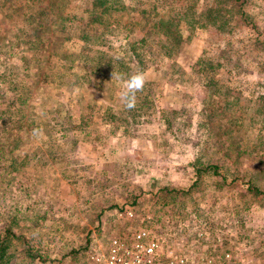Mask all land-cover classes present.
Listing matches in <instances>:
<instances>
[{
	"label": "rangeland",
	"instance_id": "rangeland-1",
	"mask_svg": "<svg viewBox=\"0 0 264 264\" xmlns=\"http://www.w3.org/2000/svg\"><path fill=\"white\" fill-rule=\"evenodd\" d=\"M105 2L0 0L8 259L73 264L145 227L189 260L219 236L264 264V0L229 32L203 21L214 0Z\"/></svg>",
	"mask_w": 264,
	"mask_h": 264
},
{
	"label": "built area",
	"instance_id": "built-area-1",
	"mask_svg": "<svg viewBox=\"0 0 264 264\" xmlns=\"http://www.w3.org/2000/svg\"><path fill=\"white\" fill-rule=\"evenodd\" d=\"M124 214L133 216L129 209H125ZM200 237L202 233L196 239ZM214 244L221 246L219 255L202 256L204 253L201 252L197 259L189 260L187 254L175 255L174 248L166 244L163 236L151 235L150 230L141 227L136 228L129 237L112 235L105 241L91 243L85 258L73 264H244L239 258V249L222 246L219 236ZM202 246L199 243L198 248Z\"/></svg>",
	"mask_w": 264,
	"mask_h": 264
},
{
	"label": "trees",
	"instance_id": "trees-1",
	"mask_svg": "<svg viewBox=\"0 0 264 264\" xmlns=\"http://www.w3.org/2000/svg\"><path fill=\"white\" fill-rule=\"evenodd\" d=\"M99 1L102 5V10H106L108 5H106L105 0ZM244 6L245 0H214V4L205 10L203 21L205 24L210 23L215 27L229 32L231 30L230 21L233 18L234 11L239 14L242 20H249L246 16ZM10 235L13 236L14 232L9 226L4 227V232L0 231V264H16V262H13L7 257L9 255L7 250ZM27 253L30 254V252Z\"/></svg>",
	"mask_w": 264,
	"mask_h": 264
},
{
	"label": "clouds",
	"instance_id": "clouds-1",
	"mask_svg": "<svg viewBox=\"0 0 264 264\" xmlns=\"http://www.w3.org/2000/svg\"><path fill=\"white\" fill-rule=\"evenodd\" d=\"M113 75L115 74L113 73ZM145 83L146 77L142 72L131 75L124 82L123 89L120 92V99L129 110L136 106V93L143 90ZM33 135H42V130L34 129Z\"/></svg>",
	"mask_w": 264,
	"mask_h": 264
}]
</instances>
